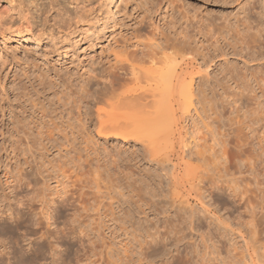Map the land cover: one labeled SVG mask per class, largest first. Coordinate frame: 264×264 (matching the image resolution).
Returning <instances> with one entry per match:
<instances>
[{
  "label": "rangeland",
  "instance_id": "1",
  "mask_svg": "<svg viewBox=\"0 0 264 264\" xmlns=\"http://www.w3.org/2000/svg\"><path fill=\"white\" fill-rule=\"evenodd\" d=\"M259 13L264 0H0V264H200V214L183 223L176 203L194 191L172 188V169L182 173L192 154L210 164L209 187L226 174L213 170L214 139L231 128L230 173H264V49L253 57L224 31L264 24ZM162 37L196 49L202 69L189 72L209 96L203 109L180 112L171 140L139 136L135 121L128 139L98 134L84 84L99 89L123 51ZM144 240L157 248L146 257Z\"/></svg>",
  "mask_w": 264,
  "mask_h": 264
},
{
  "label": "bare ground",
  "instance_id": "2",
  "mask_svg": "<svg viewBox=\"0 0 264 264\" xmlns=\"http://www.w3.org/2000/svg\"><path fill=\"white\" fill-rule=\"evenodd\" d=\"M260 16L264 19V14ZM259 20L248 22L241 19L237 24L226 23L224 31L231 40L229 44H236L242 52L253 51L254 57L256 50L264 49V24L261 18ZM232 34H235V37ZM138 38H142V35ZM132 48L137 51H123V56L116 57L115 71L97 76L100 79L96 84L99 89L92 92L90 83L84 84L83 91L93 99L97 108L95 119L98 134H112L128 139L135 136L128 127L135 121L145 125L144 132L139 136L148 137L149 133H155L154 136L159 135L163 136L162 139L171 140V136H174L171 130L176 124L177 115L190 110L191 107L199 114V108L203 109L205 101L209 98L201 78L189 72L191 66L194 70L202 69L194 62L197 51L188 41L169 37L153 39V42L147 45L139 40ZM197 79L199 83L196 82ZM243 91L254 93L252 89ZM59 95L60 101L67 97V93ZM100 104H103L105 109ZM257 105L255 111L260 107V104ZM86 106L87 111L81 109L80 112L84 124L87 122V113L92 112L89 105ZM250 126H246V129ZM231 131V128L223 132L217 131L212 150L213 170L219 166L226 174L219 173L212 177L208 181V189L204 182L210 171V164L205 163L207 167L203 168L198 163L203 160L194 159L192 154L188 153L186 157L189 161L182 173L179 174L176 166H173L172 188L186 190L190 187V190L194 191L191 193L193 198L188 197L185 202L176 199V203L182 213L180 219L183 223H193L196 215L200 214L197 219L201 241L200 264H264V173L247 177L242 171L230 173L226 148L231 142ZM242 162L243 160L240 163ZM242 165L243 163L240 167ZM200 169L202 170L198 172ZM194 172L196 179L190 180ZM17 177L21 181H27V185H36L34 174L27 170L20 172ZM191 200L196 202L199 210L193 208L188 211V208H191ZM64 202H69V199ZM137 203L145 205L143 200H138ZM129 219L128 216L126 220ZM131 224L135 228L136 223ZM135 230L141 231L139 228ZM150 251H157V248L149 240H144L141 255L146 257Z\"/></svg>",
  "mask_w": 264,
  "mask_h": 264
}]
</instances>
